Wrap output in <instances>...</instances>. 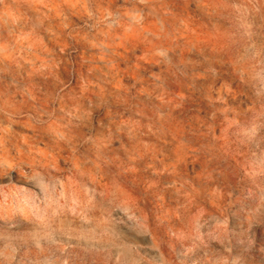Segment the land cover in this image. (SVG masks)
Instances as JSON below:
<instances>
[{"label": "rangeland", "instance_id": "rangeland-1", "mask_svg": "<svg viewBox=\"0 0 264 264\" xmlns=\"http://www.w3.org/2000/svg\"><path fill=\"white\" fill-rule=\"evenodd\" d=\"M0 264H264V0H0Z\"/></svg>", "mask_w": 264, "mask_h": 264}, {"label": "bare ground", "instance_id": "bare-ground-1", "mask_svg": "<svg viewBox=\"0 0 264 264\" xmlns=\"http://www.w3.org/2000/svg\"><path fill=\"white\" fill-rule=\"evenodd\" d=\"M37 161V160H36ZM38 161H40V162H42V164L44 165V166H46V162L44 161V160H42V159H40V160H38ZM33 163L35 162L34 160L32 161ZM52 166H53V164H52ZM92 179V178H91ZM101 183V182H100ZM64 229V228H63ZM70 230V229H69Z\"/></svg>", "mask_w": 264, "mask_h": 264}]
</instances>
